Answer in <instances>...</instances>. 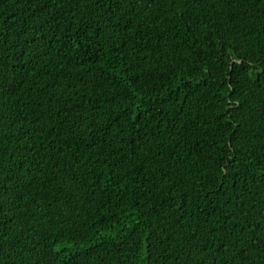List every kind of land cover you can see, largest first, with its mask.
<instances>
[{
	"label": "trees",
	"instance_id": "1",
	"mask_svg": "<svg viewBox=\"0 0 264 264\" xmlns=\"http://www.w3.org/2000/svg\"><path fill=\"white\" fill-rule=\"evenodd\" d=\"M0 264H264V0H0Z\"/></svg>",
	"mask_w": 264,
	"mask_h": 264
}]
</instances>
